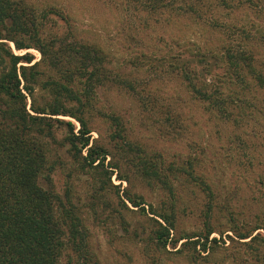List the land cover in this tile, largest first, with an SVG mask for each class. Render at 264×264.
Returning <instances> with one entry per match:
<instances>
[{"label": "rangeland", "instance_id": "374dc122", "mask_svg": "<svg viewBox=\"0 0 264 264\" xmlns=\"http://www.w3.org/2000/svg\"><path fill=\"white\" fill-rule=\"evenodd\" d=\"M26 1L39 10L57 11L46 16L45 35L58 31L69 39L99 46L106 55L110 76L128 79L135 88L130 91L119 82L98 92L96 106L117 115L118 125L112 118L99 117L95 110L82 115L94 145L107 151L102 164L97 161L96 166H88L83 162L80 153L85 155L86 151L71 149L65 125L55 126L53 139H48L50 170L48 179L42 178L40 184L59 199L60 211L63 207L73 211L87 243V263L219 264L224 255L235 252L238 244L227 237H233L230 230L224 231L233 224L263 221L264 187L252 181L251 164L264 160V109H260L259 99L236 98L235 107L230 108L231 119L225 123L186 91L177 69L170 67L177 61L172 56L186 58L188 50L213 44L218 36L205 27L203 18L180 14L185 3L196 0H161L158 8L151 0ZM205 3L209 8L205 15L210 16L212 3ZM239 16L250 18L248 13ZM29 51L35 60L40 59L37 49ZM47 77L41 76L36 88L39 105L51 102L55 93L45 82ZM27 101L30 103V98ZM65 103L73 105L68 100ZM58 117L71 121L74 131L78 130L74 118ZM119 126L129 151L118 148L120 139L110 138ZM140 161L153 163L168 176L173 196L139 175L134 162ZM190 164L195 170L200 165L198 171L215 183L214 199L182 176L184 170L190 171ZM127 198L141 204L135 206ZM158 213L173 215L170 233L174 238L195 235L190 240L197 239L212 228L209 239L218 240L211 243L212 258L202 262L206 252L200 257L190 242L181 246L186 238L175 247L170 241L164 245L157 240L159 223L166 226ZM84 252L81 255L85 256L86 249ZM78 255L66 249L60 264H77Z\"/></svg>", "mask_w": 264, "mask_h": 264}, {"label": "trees", "instance_id": "16d2710c", "mask_svg": "<svg viewBox=\"0 0 264 264\" xmlns=\"http://www.w3.org/2000/svg\"><path fill=\"white\" fill-rule=\"evenodd\" d=\"M151 1L155 8L162 6L161 0ZM205 1L212 3L210 16L205 15L209 11ZM183 6L180 14L203 18L205 27L218 35L215 43L188 50L186 58L180 54L172 56L177 61L169 65L177 69L175 73L180 75L186 91L225 123L231 119L230 108L235 107L236 98L259 99L263 106L260 109H264V0H202V3L196 0ZM48 13L57 11L39 10L26 0H0V264H60L66 249L75 256L80 254L76 257L77 264H88L87 243L74 221L73 211L64 207L60 211L59 199L40 184L42 178L48 179L50 170L48 139H53L55 126L65 125L71 149L86 151L85 155L80 153L83 162L88 166L102 164L107 151L94 145L95 139L82 115L95 110L99 117L117 122V115L106 114L96 106L99 90L119 82L128 90H135L130 80L110 76L106 55L99 46L69 39L58 31L45 35ZM247 13L250 18L239 16ZM30 48L39 51L40 59L35 60ZM20 50L25 51L15 52ZM41 76H48L45 82L55 92L45 105L35 100ZM66 100L73 105H66ZM59 115L77 120L78 130L74 131V124ZM110 138L121 140L118 148L130 150L120 126ZM134 163L142 178L173 196L174 187L168 176L156 165ZM187 168L190 171L184 170L182 176L214 199L217 187L198 171L200 165L196 170L191 164ZM251 172L252 181L264 187V160L252 163ZM132 202L135 206L141 204ZM157 216L166 224L159 223L157 240L164 245L170 241L175 247L186 238L181 246L190 242L196 255L206 252L200 255L202 262L212 258L211 243L218 241L215 237L209 239L212 228L197 239L190 240L195 235L174 238L170 233L174 228L173 215ZM261 218L262 223L233 224L224 231H231L233 237H227L236 241L238 248L224 255L219 264H264V212ZM189 258L195 262L193 255Z\"/></svg>", "mask_w": 264, "mask_h": 264}]
</instances>
